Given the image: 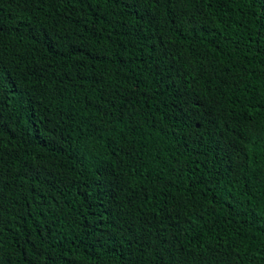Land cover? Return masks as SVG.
Masks as SVG:
<instances>
[{
    "label": "trees",
    "instance_id": "16d2710c",
    "mask_svg": "<svg viewBox=\"0 0 264 264\" xmlns=\"http://www.w3.org/2000/svg\"><path fill=\"white\" fill-rule=\"evenodd\" d=\"M0 264H264V0H0Z\"/></svg>",
    "mask_w": 264,
    "mask_h": 264
}]
</instances>
